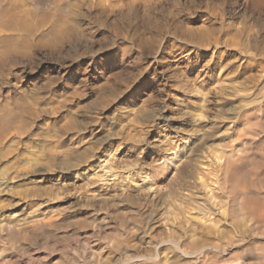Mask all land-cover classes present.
Returning a JSON list of instances; mask_svg holds the SVG:
<instances>
[{
	"label": "rangeland",
	"instance_id": "1",
	"mask_svg": "<svg viewBox=\"0 0 264 264\" xmlns=\"http://www.w3.org/2000/svg\"><path fill=\"white\" fill-rule=\"evenodd\" d=\"M263 186L264 0H0V264H264Z\"/></svg>",
	"mask_w": 264,
	"mask_h": 264
},
{
	"label": "bare ground",
	"instance_id": "2",
	"mask_svg": "<svg viewBox=\"0 0 264 264\" xmlns=\"http://www.w3.org/2000/svg\"><path fill=\"white\" fill-rule=\"evenodd\" d=\"M2 123H3V122H2ZM6 124H7V122H6ZM6 124H5V125H6ZM1 126H3V125H1ZM243 169H244V168H243ZM241 170H242V169H241ZM239 171H240V170H239ZM247 171H248V170H247ZM248 173H249V172H248ZM250 173H251V172H250ZM238 174L241 175V173H239V172H238ZM243 174H244V173H242V175H243ZM244 175H246V172H245ZM248 176H249V178H250V176H251V178H252L253 175H252V174H249ZM248 176H247V177H248ZM254 176L257 177L258 175L256 176V175L254 174ZM236 177H239V176H236ZM244 177H245V176H244ZM260 177H261V176H260ZM245 178H246V177H245ZM245 178H244V179H245ZM240 179L243 180L242 177H239L238 180H240ZM257 179H259V177H257ZM257 179H256V180H255V179H252V180L256 181V183H257L261 178H260L258 181H257ZM245 180H246V179H245ZM250 180H251V179H250ZM254 181H251V182H253V184H254ZM238 182H240V184H239ZM238 182H237V184L241 185V181H238ZM244 182H245V181H244ZM244 182L242 181V183L244 184L243 187H244V186L246 187V185H245L246 183H244ZM246 182L248 183L249 181H246ZM256 183H255V184H256ZM260 183H261V181L258 182V185H260ZM250 184H251V183H250ZM241 186H242V185H241ZM241 186H240V187H241ZM252 186H253V185H252ZM252 186H250V187H252ZM254 186L259 188V186H256V185H254ZM254 186H253V187H254ZM236 187H237V186H236ZM253 187H252V188H253ZM263 187H264V186H263ZM241 188H242V187H241ZM246 188H247V187H246ZM261 188H262V186H261ZM237 189H238V188H237ZM244 189H245V188H244ZM248 189H249V188H248ZM249 190H250V189H249ZM256 190H257V189H256ZM239 191H240V193H241L242 190H239ZM247 191H248V190H247ZM247 191H245V192H247ZM251 191H252V190H251ZM251 191H250V193H248V194L251 195V193H252ZM260 191H261V190H260ZM263 191H264V190H263ZM236 192H237V191H235V193H236ZM255 192L257 193V191H255ZM255 192H254L253 194H255ZM240 193H239V194H240ZM243 193H244V191H243ZM259 193H260V192H259ZM237 194H238V193H237ZM253 194H252V195H253ZM261 194H262V193H261ZM263 194H264V193H263ZM245 195H246V193L244 194V196H245ZM250 195H249V196H250ZM252 195H251V199L248 198V200H246L247 197H248L247 195H246V196H247L246 199L243 198V200L240 199V198H237V197H236L237 199L240 200V202H239L237 199H235V200L238 201V204L240 203V205H238L237 202H236V204H237L238 206H240V207H239V210H238V208H237V206H236V209H237L238 211H242V214H243V212H244V213L248 214L249 216H253V217H254V215H255V216H256V215L258 216V214H256V212H258V211H256V210L259 209L260 207H258V205L255 204V203L258 202V201L260 202V199H258V198H259V196H258V198H257L258 200H257V199H256L257 196H256V197L254 198V199H256V202H253L252 200H253L254 195H253V196H252ZM255 195H256V194H255ZM239 196H240V195H239ZM244 196H243V197H244ZM262 196L264 197V195H262ZM262 196H261V197H262ZM261 197H260V198H261ZM263 197H262V198H263ZM261 200H262V199H261ZM263 200H264V199H263ZM263 200H262L261 202H264ZM259 202H258V203H259ZM261 202L259 203V205L261 204ZM236 204H235V205H236ZM260 206H261V205H260ZM262 207H263V205H262ZM263 208H264V207H263ZM263 208H262V210L264 211ZM234 210H235V209H234ZM237 210H236L235 212H237ZM253 211H256V212H254V214H253ZM237 213H239V212H237ZM240 213H241V212H240ZM242 214H241V215H242ZM260 214H261V213H260ZM260 214H259V215H260ZM263 214H264V213H263ZM237 215H238V214H237ZM241 215H240V216H241ZM244 215H245V214H244ZM244 215H242L241 218H243ZM248 215H245V216H248ZM257 216H256V217H257ZM253 217H250V219L253 218ZM258 217L260 218L261 216H258ZM248 218H249V217H248ZM254 218H255V217H254ZM254 218H253V219H254ZM259 218H258V219H259ZM255 219H257V218H255ZM261 219H263V216H262ZM259 221H260V219H259ZM262 221L264 222V220H262ZM262 221H260V222L263 224ZM8 222H10V221H8ZM248 222H249V220H248ZM256 222H257V221H256ZM10 223H11V222H10ZM255 224H256V223H255ZM6 225L8 226V224H6ZM14 225H15V224H14ZM12 226H13V225H12ZM259 226H260V225H259ZM8 228H9V226H8ZM262 229H263V228H262ZM244 236H245V235H244ZM246 236H247V235H246ZM249 237H250V236H249ZM257 238H258V237H257ZM256 240H257V239H256ZM261 240H262V238H261ZM263 244H264V242H263ZM263 244H261V246H262ZM258 245H259V244H258ZM252 247H253V246H252ZM262 247H263V246H262ZM250 248H251V247H250ZM242 249H243V248H242ZM243 250H244V249H243ZM247 250L249 251V249H247ZM245 252H246V251H245ZM260 252H261V251H260ZM187 253H188V252H187ZM249 253H250V252H249ZM241 254H242V253H241ZM243 254H245V253L243 252ZM243 254H242V257L244 258L245 255L243 256ZM250 254H251V253H250ZM248 256H249V255H248ZM253 257H255V256H253ZM253 257H252V258H253Z\"/></svg>",
	"mask_w": 264,
	"mask_h": 264
}]
</instances>
